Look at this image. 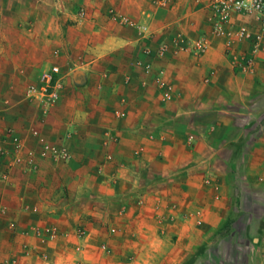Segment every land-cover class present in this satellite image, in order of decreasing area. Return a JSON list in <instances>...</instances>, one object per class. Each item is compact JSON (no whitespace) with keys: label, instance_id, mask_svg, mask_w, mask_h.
<instances>
[{"label":"crops","instance_id":"1","mask_svg":"<svg viewBox=\"0 0 264 264\" xmlns=\"http://www.w3.org/2000/svg\"><path fill=\"white\" fill-rule=\"evenodd\" d=\"M211 1L0 0V264H264V53L242 71L251 43L212 33ZM178 34L209 47L174 53ZM52 67L45 111L27 87Z\"/></svg>","mask_w":264,"mask_h":264},{"label":"built area","instance_id":"2","mask_svg":"<svg viewBox=\"0 0 264 264\" xmlns=\"http://www.w3.org/2000/svg\"><path fill=\"white\" fill-rule=\"evenodd\" d=\"M159 4H166L168 0H157ZM211 8V22L212 33L216 36L226 37L229 43L233 40L236 41H249L251 43L250 54L241 59L240 67L242 71H251L253 67V58L258 52L264 53V0H212ZM111 15L119 18L124 24H131L123 16H117L112 10ZM233 14H241L251 16L258 23V30L252 31L246 26H239L237 28L230 27V20ZM171 45L174 53L189 52L194 55L203 54L209 47V41L205 36L196 39H187L182 34H178L172 41ZM168 46L161 44L158 46L155 56L163 57L167 52ZM145 54H150L149 48L144 49ZM59 72L58 68L52 67L47 71L41 73L39 77L38 86H28L27 96L28 99H33L41 102L45 111L53 106L59 98V87L54 82V74ZM156 86L165 102H170L175 96V88L173 84L169 83L164 77L163 73L159 72L156 76ZM10 136L12 145V165H33V158L35 152L32 149H25L23 142L11 130L7 131ZM31 135L36 139L39 146L38 155L41 158H51L53 160L67 161L69 159V151L64 146L55 145L47 141L39 134L36 129L31 130ZM110 159V156H107ZM5 176H1L4 179ZM79 235H83L81 229L78 230ZM1 264H18L15 261L6 260Z\"/></svg>","mask_w":264,"mask_h":264},{"label":"rangeland","instance_id":"3","mask_svg":"<svg viewBox=\"0 0 264 264\" xmlns=\"http://www.w3.org/2000/svg\"><path fill=\"white\" fill-rule=\"evenodd\" d=\"M100 251H101V253H102V252L108 253V248H107V246H106V245H102V246H100ZM78 264H80V263H78Z\"/></svg>","mask_w":264,"mask_h":264}]
</instances>
